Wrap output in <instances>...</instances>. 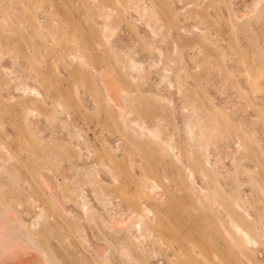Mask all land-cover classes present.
<instances>
[{"label": "rangeland", "instance_id": "374dc122", "mask_svg": "<svg viewBox=\"0 0 264 264\" xmlns=\"http://www.w3.org/2000/svg\"><path fill=\"white\" fill-rule=\"evenodd\" d=\"M0 157L56 264H264V0H0Z\"/></svg>", "mask_w": 264, "mask_h": 264}, {"label": "bare ground", "instance_id": "6f19581e", "mask_svg": "<svg viewBox=\"0 0 264 264\" xmlns=\"http://www.w3.org/2000/svg\"><path fill=\"white\" fill-rule=\"evenodd\" d=\"M114 86L116 85L114 84ZM107 87L110 90L111 86L108 85ZM114 90H117V88L114 87ZM114 93L116 94L115 91ZM1 146V148H4L3 145ZM85 206L86 202H84V208ZM3 207L5 210H3ZM3 207H0L3 208L0 209V264H56L49 258L46 250L35 243L27 228H24V224L18 221L15 222L12 219L14 214L9 212L10 208L7 206Z\"/></svg>", "mask_w": 264, "mask_h": 264}]
</instances>
